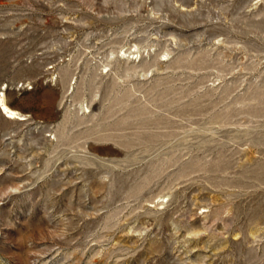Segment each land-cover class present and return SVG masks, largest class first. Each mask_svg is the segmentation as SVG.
<instances>
[{
  "label": "rangeland",
  "instance_id": "1",
  "mask_svg": "<svg viewBox=\"0 0 264 264\" xmlns=\"http://www.w3.org/2000/svg\"><path fill=\"white\" fill-rule=\"evenodd\" d=\"M0 264H264V0H0Z\"/></svg>",
  "mask_w": 264,
  "mask_h": 264
},
{
  "label": "bare ground",
  "instance_id": "2",
  "mask_svg": "<svg viewBox=\"0 0 264 264\" xmlns=\"http://www.w3.org/2000/svg\"><path fill=\"white\" fill-rule=\"evenodd\" d=\"M1 102H2L3 108H4L5 111L8 113V117H10V118H18V117L21 115V113H20L19 111L15 110V109H13V108H11V107H9V106L5 103V101H4V96H3L2 100H1ZM19 118H20V117H19ZM22 118H23V117H22ZM22 118H20V119H22Z\"/></svg>",
  "mask_w": 264,
  "mask_h": 264
}]
</instances>
